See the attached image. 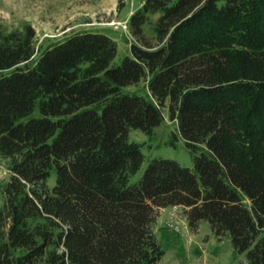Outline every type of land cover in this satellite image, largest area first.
I'll return each mask as SVG.
<instances>
[{"label":"trees","instance_id":"trees-1","mask_svg":"<svg viewBox=\"0 0 264 264\" xmlns=\"http://www.w3.org/2000/svg\"><path fill=\"white\" fill-rule=\"evenodd\" d=\"M127 25L116 66L105 33L39 49L30 23L0 22V264H158L172 206L239 264H264V0H144ZM141 81L149 100L122 92ZM164 108L194 167L154 158L131 184L143 154L129 132L152 135Z\"/></svg>","mask_w":264,"mask_h":264},{"label":"rangeland","instance_id":"rangeland-1","mask_svg":"<svg viewBox=\"0 0 264 264\" xmlns=\"http://www.w3.org/2000/svg\"><path fill=\"white\" fill-rule=\"evenodd\" d=\"M142 2L144 0H0V22L8 28L30 23L36 31L39 49L60 42L75 32L105 33L117 43L113 60V65L117 66L131 55L130 46L134 41L128 31L127 20ZM122 92L142 95L148 100L151 98L145 81L125 86ZM163 113L164 121L154 128L152 135L137 129L129 132L130 140L141 145L143 154L142 165L131 177V184L138 182L154 158L172 159L190 169L194 167V154L180 135L176 120L168 118L167 108ZM39 116L37 103L24 120ZM8 161L0 155V207L4 203L2 188L9 178ZM54 181L53 172L47 181L48 187ZM159 218L156 222L161 224L160 229L155 232L154 228V232L165 254L158 264H239L245 260L244 254L235 256L226 236L215 237L206 221H202L196 230L189 227L183 238L166 226L167 214Z\"/></svg>","mask_w":264,"mask_h":264},{"label":"built area","instance_id":"built-area-1","mask_svg":"<svg viewBox=\"0 0 264 264\" xmlns=\"http://www.w3.org/2000/svg\"><path fill=\"white\" fill-rule=\"evenodd\" d=\"M166 226L180 237H186L189 224L183 209L180 206H172L167 212Z\"/></svg>","mask_w":264,"mask_h":264},{"label":"crops","instance_id":"crops-1","mask_svg":"<svg viewBox=\"0 0 264 264\" xmlns=\"http://www.w3.org/2000/svg\"><path fill=\"white\" fill-rule=\"evenodd\" d=\"M170 208L171 207H167V208H161L160 210H159V212H158V215H157V222H158V219H160L159 217H161L162 216V214H167V212L170 210ZM160 221V220H159ZM157 222H156V224H155V232L158 230V228L160 229V225H158L157 224ZM160 232H162L161 230H160Z\"/></svg>","mask_w":264,"mask_h":264}]
</instances>
